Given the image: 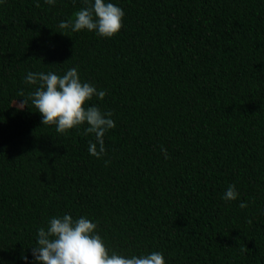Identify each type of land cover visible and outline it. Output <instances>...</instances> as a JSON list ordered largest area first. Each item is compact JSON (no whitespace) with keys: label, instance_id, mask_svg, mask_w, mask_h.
<instances>
[{"label":"trees","instance_id":"16d2710c","mask_svg":"<svg viewBox=\"0 0 264 264\" xmlns=\"http://www.w3.org/2000/svg\"><path fill=\"white\" fill-rule=\"evenodd\" d=\"M113 3L111 38L58 29L83 0L0 4V262L31 261L37 228L71 213L126 254L264 264V0ZM73 66L106 90L88 102L116 123L101 158L82 127L61 134L15 106L35 89L28 71Z\"/></svg>","mask_w":264,"mask_h":264},{"label":"clouds","instance_id":"9594fccd","mask_svg":"<svg viewBox=\"0 0 264 264\" xmlns=\"http://www.w3.org/2000/svg\"><path fill=\"white\" fill-rule=\"evenodd\" d=\"M4 2L0 0V4ZM56 2L44 0L49 6ZM124 15V10L113 0H83V6L74 12L73 17L60 20L57 27L62 31H87L111 38L122 28ZM24 82L35 89L15 102L17 110L28 107L30 101L41 116V124L53 125L61 134L73 128L79 131L82 127L85 135L93 137L88 141V153L96 158L105 155V133L116 127L113 113L88 102L94 96L102 99L106 90H98L95 84L82 80L78 66L68 68L63 74L28 71ZM161 153L164 159L169 158L166 149L161 148ZM238 198L235 184H229L222 199L230 202ZM239 206L245 208L247 203L241 202ZM97 229V222L85 215H54L37 228L35 244L30 247L31 261L27 255H22L21 259L25 264H167L164 253L158 250L140 254L112 250Z\"/></svg>","mask_w":264,"mask_h":264}]
</instances>
